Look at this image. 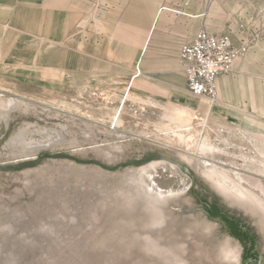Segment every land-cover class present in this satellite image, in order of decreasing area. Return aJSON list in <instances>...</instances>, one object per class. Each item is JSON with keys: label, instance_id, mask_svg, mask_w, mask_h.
Wrapping results in <instances>:
<instances>
[{"label": "rangeland", "instance_id": "obj_1", "mask_svg": "<svg viewBox=\"0 0 264 264\" xmlns=\"http://www.w3.org/2000/svg\"><path fill=\"white\" fill-rule=\"evenodd\" d=\"M73 3L0 19V264H264V0ZM202 30L247 48L215 99L179 58Z\"/></svg>", "mask_w": 264, "mask_h": 264}, {"label": "built area", "instance_id": "obj_2", "mask_svg": "<svg viewBox=\"0 0 264 264\" xmlns=\"http://www.w3.org/2000/svg\"><path fill=\"white\" fill-rule=\"evenodd\" d=\"M246 51V46H236L229 36L200 31L179 50L187 92L196 98L215 99L217 79L231 73Z\"/></svg>", "mask_w": 264, "mask_h": 264}, {"label": "crops", "instance_id": "obj_3", "mask_svg": "<svg viewBox=\"0 0 264 264\" xmlns=\"http://www.w3.org/2000/svg\"><path fill=\"white\" fill-rule=\"evenodd\" d=\"M65 1L66 0H0V19L8 18V17L20 18V17H24V16L25 17H28V16L34 17L36 19L35 24H36L37 30H43L42 29L43 21L41 20L42 16H44V15L48 16L49 11L52 9H53V11H58V10L62 9L63 7L61 8V5L62 4L64 5ZM73 1H74V3H73V7H74L73 14H74L75 18H77V20L79 18V21L81 22L83 16L84 17H90V26L92 29V27L94 26L92 23L93 22L92 17L94 15L95 10H96V7H94V2H96L97 0H88V2H90L89 8L86 5L87 0H73ZM116 1H119V0H116ZM126 5L127 4L123 5V2H122L121 8H120L119 3L115 2V4H113L112 7L109 8V6H108L106 8V10L104 11L105 17L103 19V21H104L103 25L106 26V31H110V29L111 30L115 29L117 31L116 34H120V33L124 34V32H129L130 26H132V24L134 22L130 20V16L128 15V11H127L128 8H125ZM83 9L85 11H83ZM114 9L120 10V12L117 13V15H115V16H110V13L112 12L111 10H113V12H115ZM87 10L89 12L88 14H87ZM202 16H204V15H202ZM113 17L115 18V20L111 19ZM143 21H145L144 17H143ZM80 27H81V25H80ZM152 27L154 28V25ZM229 27H234V25L232 24ZM226 28H227V26H224L221 29V31H226ZM142 32H145V29H142ZM144 38L145 37L143 35V42L145 40ZM192 40L193 39L187 40L183 43H186V42H189ZM122 42H123V35H121V43ZM112 43H114V41ZM181 45H180V47H181ZM180 47H179V50H180ZM238 68H241V70H243L242 65H239ZM222 77L223 76H220L217 79V82H216L217 91H218V85L221 86L223 84H227V82H229L231 86L234 84V81H233L234 77L227 78L226 80H221Z\"/></svg>", "mask_w": 264, "mask_h": 264}, {"label": "bare ground", "instance_id": "obj_4", "mask_svg": "<svg viewBox=\"0 0 264 264\" xmlns=\"http://www.w3.org/2000/svg\"><path fill=\"white\" fill-rule=\"evenodd\" d=\"M207 167L209 168L208 170H209V173H216V174H218V175H224L225 173H224V171L223 170H221L219 167H217L216 165H213V164H210V165H207ZM224 176H226V175H224ZM238 185V184H237ZM240 189V197L239 198H241V197H246L247 199H250V200H254L253 198H252V196H250L249 195V193L247 192V191H245L244 189H242V188H239ZM169 195H171L170 193H169Z\"/></svg>", "mask_w": 264, "mask_h": 264}]
</instances>
